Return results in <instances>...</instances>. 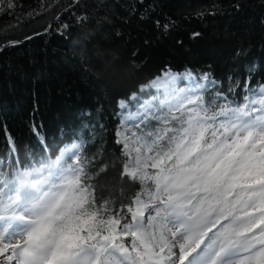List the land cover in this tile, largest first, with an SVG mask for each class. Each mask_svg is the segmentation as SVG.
<instances>
[{"label":"snow or ice","instance_id":"6c2138e0","mask_svg":"<svg viewBox=\"0 0 264 264\" xmlns=\"http://www.w3.org/2000/svg\"><path fill=\"white\" fill-rule=\"evenodd\" d=\"M215 84L167 71L147 85L164 99L123 115V174L141 191L121 213L96 206L80 143L0 174V264H264V84L213 112ZM151 120L155 131L127 126Z\"/></svg>","mask_w":264,"mask_h":264},{"label":"trees","instance_id":"16d2710c","mask_svg":"<svg viewBox=\"0 0 264 264\" xmlns=\"http://www.w3.org/2000/svg\"><path fill=\"white\" fill-rule=\"evenodd\" d=\"M73 4L45 34L0 51V174L80 143L84 183L116 215L141 191L123 174L120 102L137 110L156 97L147 85L157 77L191 70L216 81L203 92L213 112L242 104L264 84V0H2L0 47L45 30ZM217 93L227 100L213 107Z\"/></svg>","mask_w":264,"mask_h":264},{"label":"water","instance_id":"95a60500","mask_svg":"<svg viewBox=\"0 0 264 264\" xmlns=\"http://www.w3.org/2000/svg\"><path fill=\"white\" fill-rule=\"evenodd\" d=\"M78 1V0H77ZM74 6V4L73 5H71V6H69V7H67L66 9H64L60 14H58L57 16H56V18L47 26V28L45 29V30H43V31H40V32H37V33H34V34H32V35H30V36H27L26 38H24V39H21V40H13V41H10V42H7L6 44H4L3 46H1L0 47V51L4 48V47H7V46H12V45H17V44H20L21 42H24V41H26V40H28V39H31V38H33V37H35V36H39V35H43V34H45L47 31H49V29L51 28V26H52V24L63 14V13H65L68 9H71L72 7Z\"/></svg>","mask_w":264,"mask_h":264},{"label":"rangeland","instance_id":"374dc122","mask_svg":"<svg viewBox=\"0 0 264 264\" xmlns=\"http://www.w3.org/2000/svg\"><path fill=\"white\" fill-rule=\"evenodd\" d=\"M165 73V72H164ZM173 73H176V72H173ZM161 77V76H160ZM179 87H181L180 86V84H179ZM181 88H183V87H181ZM155 92H156V97L159 95V99L160 100H163L164 99V96L162 95V94H159L158 92H157V90H155V89H153ZM153 98L154 97H151V98H149V99H145L144 101H142L141 102V104L143 103V102H145V101H149V100H153ZM158 102V101H157ZM127 103H125V105H126ZM140 104V105H141ZM139 105V106H140ZM127 107L125 108V110L122 112V117H123V115H127L128 114V112H132V113H135L137 110H133V109H131L130 108V106L128 107V105H126ZM139 106H137V109L139 108ZM128 127H130V128H133V124H131V123H129L128 125H127ZM134 129V128H133ZM0 262H1V259H0Z\"/></svg>","mask_w":264,"mask_h":264},{"label":"bare ground","instance_id":"6f19581e","mask_svg":"<svg viewBox=\"0 0 264 264\" xmlns=\"http://www.w3.org/2000/svg\"><path fill=\"white\" fill-rule=\"evenodd\" d=\"M0 259H1V262H2V259H3V258H0Z\"/></svg>","mask_w":264,"mask_h":264}]
</instances>
